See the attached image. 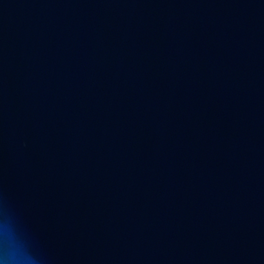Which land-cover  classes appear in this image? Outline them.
Listing matches in <instances>:
<instances>
[{"label":"water","instance_id":"1","mask_svg":"<svg viewBox=\"0 0 264 264\" xmlns=\"http://www.w3.org/2000/svg\"><path fill=\"white\" fill-rule=\"evenodd\" d=\"M5 227L35 264H264V0H0Z\"/></svg>","mask_w":264,"mask_h":264},{"label":"clouds","instance_id":"2","mask_svg":"<svg viewBox=\"0 0 264 264\" xmlns=\"http://www.w3.org/2000/svg\"><path fill=\"white\" fill-rule=\"evenodd\" d=\"M7 235L10 239H12L15 243L18 251H9L7 254L0 249V264H35V258L32 257L24 246L16 240L15 233L5 227L4 229L0 230V236Z\"/></svg>","mask_w":264,"mask_h":264}]
</instances>
